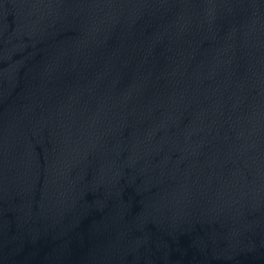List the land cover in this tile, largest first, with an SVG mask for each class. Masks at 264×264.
Listing matches in <instances>:
<instances>
[{
	"label": "water",
	"instance_id": "95a60500",
	"mask_svg": "<svg viewBox=\"0 0 264 264\" xmlns=\"http://www.w3.org/2000/svg\"><path fill=\"white\" fill-rule=\"evenodd\" d=\"M0 264H264V0H0Z\"/></svg>",
	"mask_w": 264,
	"mask_h": 264
}]
</instances>
